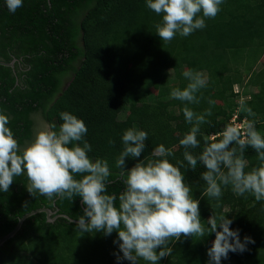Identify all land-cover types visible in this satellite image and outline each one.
Here are the masks:
<instances>
[{"label": "trees", "instance_id": "16d2710c", "mask_svg": "<svg viewBox=\"0 0 264 264\" xmlns=\"http://www.w3.org/2000/svg\"><path fill=\"white\" fill-rule=\"evenodd\" d=\"M220 9L215 18L205 19L202 30L187 37L177 34L164 43L154 27L161 16L147 8L146 0H23L15 13L0 0V61L15 59L13 68L0 65V114L9 117L7 127L21 147L45 124L59 126L62 112L83 120L84 140L92 149L88 155L108 161L112 175L107 192L117 196L124 189L116 167L122 136L130 128L147 132L144 152L125 158L124 170L151 158L159 145L172 149L169 162L184 163L181 171L192 198L199 201L202 223L212 215H225L233 221L230 230H239L241 242L246 236L255 241L243 253H229L221 264H264V201L257 202L251 194L238 196L231 187L223 189L219 200L209 198L201 179L204 167L198 163L195 170L188 169L179 145L191 127L183 116L185 106L197 113L211 107V123L202 125L198 136L202 146L245 118L254 120L264 135V0H224ZM188 69L207 79V86L197 93L199 104L186 105L171 97L174 88L187 86L183 72ZM235 86L257 91L241 102ZM209 100L215 103L209 105ZM241 103L255 116L242 112ZM245 156L249 168L259 166L253 149L249 147ZM27 187L22 175L14 178L7 193L0 192V238L20 217L42 207L54 212L51 217L64 214L77 220L84 214L79 196L49 201L38 193L31 195ZM76 224L63 217L47 222L44 212L26 218L0 246V264H117L114 253H122L113 243L115 231L108 236L102 231L81 233ZM214 239L215 233L200 240L173 239L171 254L157 264H209L207 250Z\"/></svg>", "mask_w": 264, "mask_h": 264}, {"label": "clouds", "instance_id": "9594fccd", "mask_svg": "<svg viewBox=\"0 0 264 264\" xmlns=\"http://www.w3.org/2000/svg\"><path fill=\"white\" fill-rule=\"evenodd\" d=\"M224 0H146V6L161 16L155 27L156 35L164 43H170L177 34L187 37L206 27L205 19L215 18ZM10 13L23 6V0H5ZM188 81L182 90L174 88L171 97L186 105L199 104L197 93L207 86L201 72L188 69L183 72ZM209 105L215 101L209 100ZM240 110L247 116H255L251 107L241 103ZM190 130L179 140L184 149L183 161L187 168L195 170L200 163L205 171V194L219 198L223 189L231 187L238 196L251 194L257 202L264 201V135L256 129L255 121L245 118L241 124L228 125L218 136L201 143L198 136L201 126L210 124L211 107L197 113L185 106L182 109ZM234 116V115H233ZM233 118V117H232ZM63 121L45 124L31 143L21 147L7 127L9 117L0 114V192L7 193L15 177L26 175L27 191L38 193L49 201L54 199L72 201L79 196L84 214L77 218L76 227L81 233L103 232L105 236L117 233L119 253L117 264L126 260L129 264H157L171 254L169 242L182 237L198 240L210 233L215 239L207 250L209 264H221L229 253H243L248 244L255 241L239 238V230H230L232 220L225 215H212L202 223L199 201L191 195V187L179 166L169 162L172 149L157 146L151 158L140 160L125 171V158H138L145 150L147 132L130 128L122 136L123 151L116 159L120 169L119 178L124 185L117 196L108 194L112 175L107 160H92L88 153L91 145L84 140L87 127L83 120L68 113H60ZM109 144L114 141L109 140ZM257 154L259 166L249 168L245 153L248 148ZM202 149L194 155L193 150ZM80 176V179H76ZM118 200V204H117ZM219 229V231L217 230ZM159 249V251H157Z\"/></svg>", "mask_w": 264, "mask_h": 264}, {"label": "water", "instance_id": "95a60500", "mask_svg": "<svg viewBox=\"0 0 264 264\" xmlns=\"http://www.w3.org/2000/svg\"><path fill=\"white\" fill-rule=\"evenodd\" d=\"M14 62H15V59H12V61H10L9 63H5V62H2L0 61V65H3V66H7V67H10V68H13L14 67ZM57 210H55L56 212ZM40 212H44L46 214V220L47 222H53L56 218L58 217H63L67 220H69L70 222H74V223H77V220H73L71 218H69L68 216L64 215V214H56L54 217H51V215L54 213L52 212L51 210H49L48 208H45V207H42V208H39V209H36V210H33V211H30L28 213H26L25 215H23L22 217H20L17 221V224L15 225L14 229L12 231H10L9 233H7L5 236H3L2 238H0V246H2V244L7 241L8 239L12 238L16 233L17 231L20 229L22 223L24 222V220L36 213H40Z\"/></svg>", "mask_w": 264, "mask_h": 264}, {"label": "rangeland", "instance_id": "374dc122", "mask_svg": "<svg viewBox=\"0 0 264 264\" xmlns=\"http://www.w3.org/2000/svg\"><path fill=\"white\" fill-rule=\"evenodd\" d=\"M261 61H264V56H263ZM259 70H260V68H259ZM234 90L236 92H238L239 95H240L239 101L243 102V101H247L249 99V95H251V93L257 91V88H251L250 86H248V87L246 86V87L240 88L239 86H235ZM258 90H259V88H258ZM154 92H155V90H154ZM212 96L214 97V99H215V101L217 103H220V100L216 96H214L213 93H212ZM256 104L257 103H255V105ZM222 264H232V262L231 261H227V262L222 263Z\"/></svg>", "mask_w": 264, "mask_h": 264}, {"label": "built area", "instance_id": "2783aa9c", "mask_svg": "<svg viewBox=\"0 0 264 264\" xmlns=\"http://www.w3.org/2000/svg\"><path fill=\"white\" fill-rule=\"evenodd\" d=\"M235 118H236V116L234 115V116H233V120H232V121H234V119H235Z\"/></svg>", "mask_w": 264, "mask_h": 264}]
</instances>
